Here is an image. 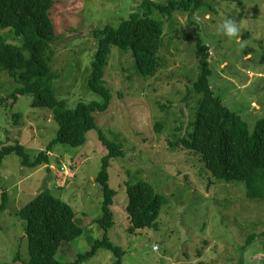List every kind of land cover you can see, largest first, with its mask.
<instances>
[{"label":"rangeland","instance_id":"374dc122","mask_svg":"<svg viewBox=\"0 0 264 264\" xmlns=\"http://www.w3.org/2000/svg\"><path fill=\"white\" fill-rule=\"evenodd\" d=\"M143 1L54 0L52 85L54 95L67 107L80 101L103 103L104 98L88 88L98 45L91 32L105 25L116 28ZM204 3L191 15L187 11L162 15L158 10L148 14L164 25L159 63L152 76L135 71L130 49L111 45L102 82L109 102L104 110L92 112L95 127L87 132L84 144L54 142L49 168L23 164L14 152L5 155L0 199L4 190L8 193L0 210V264L27 261L25 221L18 212L43 190L67 202L83 230L78 238L61 242L57 259L71 261L103 236L94 220L102 213L103 194L96 177L106 153L98 131L123 149L106 170L108 185L116 192L107 236L124 251L121 264H264V198H247L244 183L217 179L199 153L173 147L187 134L199 101L192 91L199 68L191 23L209 48L214 94L250 131L264 117V0ZM140 9L139 14H144ZM225 19L242 25L240 38L247 41L243 49L236 37L219 31ZM0 36L15 44L23 41L13 29H0ZM16 87V76L0 68V97ZM30 101L29 95H20L13 106L0 105V147L17 139L33 158L55 139L58 125L50 109L31 107ZM140 181L162 196L157 228L129 232L126 187ZM112 261L113 254L100 248L79 264Z\"/></svg>","mask_w":264,"mask_h":264},{"label":"trees","instance_id":"16d2710c","mask_svg":"<svg viewBox=\"0 0 264 264\" xmlns=\"http://www.w3.org/2000/svg\"><path fill=\"white\" fill-rule=\"evenodd\" d=\"M53 4L54 0H0V29H13L16 36L23 40L15 44L0 36V68L10 71L17 80V87L9 95L0 97V105L11 107L18 96L29 95L30 106L50 109L58 125L55 139L48 143L46 150L39 151L33 158L28 156L17 139L12 142L7 140L0 147V166L5 155L14 152L22 158L23 164L31 167L46 165L49 168V152L54 142L71 146L84 144L87 132L95 127L92 112L104 110L109 102L108 89L102 82L111 45L122 50L130 49L135 71L143 77L152 76L159 63L164 25L161 20L148 14L158 10L162 15H172L176 11H187L191 15L205 6L204 0H144L116 28L105 25L101 29H94L91 34L98 45L91 63L88 88L100 94L104 101H80L69 108L64 100L54 95L52 85L51 43L56 35L50 16ZM140 7L145 10L142 15L139 14ZM191 25L195 31L199 68L192 91L199 96V101L187 134L175 141L177 144L174 143L173 147L199 153L205 167L217 179L244 183L247 198H264V117L258 119L250 131L245 121L214 94L209 81V48L196 35L198 27ZM16 70L19 72L16 73ZM98 134L106 153L96 177L103 194L102 213L94 220L103 230V236L71 261L57 259L61 242L78 238L83 230L75 221L73 208L43 190L32 196L18 212L25 221L28 259L24 264H79L100 248L113 254L112 264H121L124 251L107 236V230L113 224L111 205L116 192L108 185L106 170L111 158L120 155L123 149L121 144L108 141L102 131H98ZM126 191L129 197L126 206L130 220L128 231L157 228L162 196L146 181L128 183ZM7 193L5 190L2 192L0 210L7 202ZM252 237L254 235L250 239Z\"/></svg>","mask_w":264,"mask_h":264},{"label":"clouds","instance_id":"9594fccd","mask_svg":"<svg viewBox=\"0 0 264 264\" xmlns=\"http://www.w3.org/2000/svg\"><path fill=\"white\" fill-rule=\"evenodd\" d=\"M241 28H242V25L238 24L234 20L225 19L221 23L219 31H222L228 37H236V43L239 45L240 49H243L246 46L247 41L241 40V38H240ZM249 55H251V54H249Z\"/></svg>","mask_w":264,"mask_h":264}]
</instances>
